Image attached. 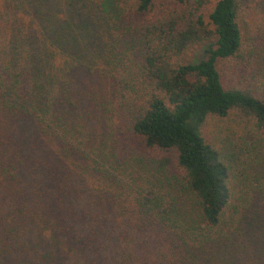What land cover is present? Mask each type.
<instances>
[{
	"label": "trees",
	"instance_id": "trees-1",
	"mask_svg": "<svg viewBox=\"0 0 264 264\" xmlns=\"http://www.w3.org/2000/svg\"><path fill=\"white\" fill-rule=\"evenodd\" d=\"M0 264H264V0H0Z\"/></svg>",
	"mask_w": 264,
	"mask_h": 264
},
{
	"label": "rangeland",
	"instance_id": "rangeland-1",
	"mask_svg": "<svg viewBox=\"0 0 264 264\" xmlns=\"http://www.w3.org/2000/svg\"><path fill=\"white\" fill-rule=\"evenodd\" d=\"M152 16H148V18H151ZM204 48L202 47H194L189 50L187 60L189 62H197L204 58Z\"/></svg>",
	"mask_w": 264,
	"mask_h": 264
}]
</instances>
